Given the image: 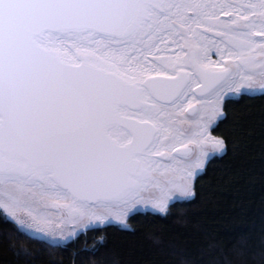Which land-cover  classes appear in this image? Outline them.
I'll return each mask as SVG.
<instances>
[{"label":"snow or ice","instance_id":"6c2138e0","mask_svg":"<svg viewBox=\"0 0 264 264\" xmlns=\"http://www.w3.org/2000/svg\"><path fill=\"white\" fill-rule=\"evenodd\" d=\"M209 31L224 37L222 59L227 52L237 68L253 63L257 48L264 56V40L253 39L264 37V0H0L5 210L15 215L29 200L95 215L89 205L126 203L150 183L159 187L167 169L153 157L175 159L177 143L187 150L194 142L181 139L176 124L185 120L177 118L201 103L197 89L203 96L231 75L226 59H208L216 44ZM169 41L187 48L182 57L157 55Z\"/></svg>","mask_w":264,"mask_h":264},{"label":"trees","instance_id":"16d2710c","mask_svg":"<svg viewBox=\"0 0 264 264\" xmlns=\"http://www.w3.org/2000/svg\"><path fill=\"white\" fill-rule=\"evenodd\" d=\"M221 110L210 135L224 150L190 198L65 244L26 234L0 210V264H264V92L229 97Z\"/></svg>","mask_w":264,"mask_h":264},{"label":"rangeland","instance_id":"374dc122","mask_svg":"<svg viewBox=\"0 0 264 264\" xmlns=\"http://www.w3.org/2000/svg\"><path fill=\"white\" fill-rule=\"evenodd\" d=\"M206 0H197V2L206 3ZM210 3H233L236 5H241L244 3H248L249 0H209ZM191 15V12L188 13ZM219 19L221 21L227 22L230 18L223 13H218ZM231 19H237L235 15L231 17ZM243 23V21L241 22ZM203 31V29H200ZM207 37L208 41H216V44L209 45V51L211 53V59L213 65L223 64L225 59L227 61L233 60L236 64L239 63L235 57H228L227 52H225V59H222L221 56L217 54V46L220 48H225L224 37L217 36L215 31H209L204 33ZM253 39L259 43V41L264 40L261 38L257 40L255 36ZM159 47L162 49L161 52L157 53L158 56L163 57L165 59L175 60L177 53L182 57L184 55V51H187L185 48L183 51L177 47V45L172 44L170 41L167 45L160 44ZM174 49V50H173ZM149 61H152V57L149 56ZM252 67V66H251ZM236 76L232 80V83H229L225 86L220 87L221 89L226 88L231 85L230 91L227 93L224 99H227L232 96H238L240 94H258L264 92V87H262V82H264V75L258 76H250L249 74H245L243 71L236 70ZM154 75V73H153ZM241 75L245 77H251L250 80H244L243 86L237 91L235 88V84L240 81ZM220 89V90H221ZM197 106L196 112L194 115H188L187 113L183 117H178L179 120H185L184 123H177L176 127L184 133L181 137L186 143L189 139H192L196 142L198 148L197 151H194L193 157L195 158H182L176 159V157L172 154V157L175 159H171L170 162L164 164L160 163V170L167 169V173L165 177H160L161 184L159 187L153 186L152 183L149 184L152 187L153 192L147 196L143 195L136 202H129L128 204H124L122 208H115L110 205H105L103 207L90 206V212H94L95 215L85 214L84 216H80L75 213H71L64 208L63 213H58L53 210V204L49 202L47 208H44L43 202L37 203L34 201L24 200L15 208V215H12L2 206L4 203H8L7 197L0 192V210L4 213V215L11 221H13L19 229L24 231L26 234H29L35 238L41 239L45 242L52 244H63L64 242H68L75 238L77 235L84 233L87 229L103 227L106 225H117L121 227L126 226V220L135 213L140 212H152V213H163L166 207L177 201H181L184 199H188L192 195V185L193 180L190 179V175L195 174V177L200 174L201 169L204 167L205 163L203 160L210 159L215 155H220L223 148H220L215 142L220 141L210 135V128L214 126L217 120H219L222 116V105L220 107L219 112H215L213 114V105L212 101L208 102V105L205 103H195ZM203 105V107H201ZM200 112V113H199ZM211 117V118H209ZM180 124V125H178ZM205 126L208 129L209 138L208 139H200L198 136H194V133H198L201 130V127ZM190 144V143H188ZM182 146L177 143L176 147ZM206 159V160H207ZM199 161V164L197 163ZM195 179V178H194ZM163 200V207L158 206V202ZM128 205V206H126ZM131 206V208H130ZM133 206V207H132ZM134 209L135 211L127 216H122L120 213L128 212ZM100 217L97 219L96 217ZM35 217V219H33ZM73 224V225H71ZM88 227L87 229H85Z\"/></svg>","mask_w":264,"mask_h":264},{"label":"water","instance_id":"95a60500","mask_svg":"<svg viewBox=\"0 0 264 264\" xmlns=\"http://www.w3.org/2000/svg\"><path fill=\"white\" fill-rule=\"evenodd\" d=\"M257 23H259V21H257ZM242 31H246V29H241ZM255 38L257 40L261 39V38H264V37H260V36H255ZM262 40V39H261ZM260 42V41H259ZM261 50L259 48H257L256 50V53L254 54V62L253 63H249L247 65H240V70L243 71L245 74H249L250 76H261V75H264V67H262L261 65H264V56H262L261 54ZM229 65L231 66V75L224 81H221L215 88L214 91L212 92H209V93H206L205 95L201 96L199 95V89L196 90V93H195V99L196 100H199L201 101L202 103H205V105H208V102L210 101V96L217 90L219 89L220 87L222 86H225L229 83H232V80L234 79V77L236 76V70H238V68L236 67V63L233 61V60H229L228 61ZM239 64V63H238ZM252 66V67H251ZM264 77V76H263ZM258 78H261V77H258ZM225 101V99H224ZM223 101V102H224ZM203 107V105L201 106ZM197 106H195V111L193 110H189V112L187 113L188 115H194L196 112L198 113V110H196ZM200 113V112H199ZM180 125V124H178ZM196 134L194 133V136ZM179 149V152H174L172 153L176 159H182V158H192L193 157V154H194V151L196 152L197 151V144L196 142H193V143H190L188 144L187 146V150H185V148L183 146H180V147H177ZM186 153V154H185ZM195 158V157H193ZM153 159L155 161H157L158 163L159 162H162L164 164H167L168 162H170V157H168L167 155L165 157H153ZM209 159L206 160L205 164L208 162ZM160 165V163H159ZM161 166V165H160ZM205 166V165H204ZM203 170V168L201 169V171ZM201 173V172H200ZM198 176V175H197ZM196 176V177H197ZM195 177V178H196ZM153 188L149 186V184L147 185V187H145L143 190H141L139 192V194L132 200H129L128 202H123V201H113L111 203H108L107 205H110L112 207H115V208H122V207H117V206H122L124 204H128L129 202L132 201L133 202H136L137 200H139L143 195H146L147 196L150 194V192H153L152 190ZM40 203V202H39ZM44 204V208H47L46 206H48L49 202H43ZM129 205V204H128ZM126 205V206H128ZM90 206H97V205H90ZM133 207V206H132ZM53 210H55L56 212L58 213H63V207H60L59 205H54L53 204V207H51ZM131 208V206H130ZM133 215V214H132ZM73 225V224H71ZM89 230V229H87ZM66 242H64L63 244H65Z\"/></svg>","mask_w":264,"mask_h":264},{"label":"crops","instance_id":"0c3cea01","mask_svg":"<svg viewBox=\"0 0 264 264\" xmlns=\"http://www.w3.org/2000/svg\"><path fill=\"white\" fill-rule=\"evenodd\" d=\"M205 2H206V3H210L209 0H206ZM208 59H209V60L211 59V53H210V51H208ZM220 89H221V88L217 89V90H216V91L210 96V101L213 102V105H215V108L217 109L216 112H219V111H220V107H221V105H222V103H223V101H224L225 96L227 95V93H228L232 88H231L229 91H227V93L225 94V96H224V98L222 99L221 103H218V101L215 100L214 96L216 95V93H217ZM190 95H192V94H190ZM205 131H207V132L205 133ZM195 136H198V138H200V139H208V138H209L208 129H207L205 126H202V127H201V130H199L198 133H196ZM206 159H207V158H206ZM206 159L203 160V161H204V162H202L203 164L206 162ZM194 178H195V174H191V175H190V179H191V180H194Z\"/></svg>","mask_w":264,"mask_h":264},{"label":"bare ground","instance_id":"6f19581e","mask_svg":"<svg viewBox=\"0 0 264 264\" xmlns=\"http://www.w3.org/2000/svg\"><path fill=\"white\" fill-rule=\"evenodd\" d=\"M173 50H174V49H173ZM230 87H231V85L228 86V87H226V88H223V89L219 90V91L216 93V95L214 96V98H215L216 101H218V103H221L222 99L224 98L226 92L230 89ZM217 97H219V99H217ZM206 132H207V131H205V133H206ZM134 211H135V210L132 209V210L129 211V213H128V212H122V213H120V215H122V216H127L128 214H131V213H133ZM87 228H88V227H86L85 229H87Z\"/></svg>","mask_w":264,"mask_h":264}]
</instances>
